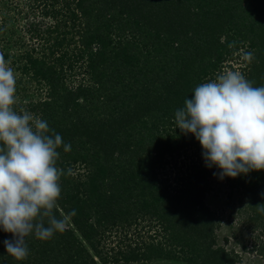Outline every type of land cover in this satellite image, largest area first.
Listing matches in <instances>:
<instances>
[{
    "label": "trees",
    "instance_id": "16d2710c",
    "mask_svg": "<svg viewBox=\"0 0 264 264\" xmlns=\"http://www.w3.org/2000/svg\"><path fill=\"white\" fill-rule=\"evenodd\" d=\"M33 1L53 22L24 27L20 69L31 81L24 88L43 91L25 109L71 144L69 152L58 149L65 174L56 214L76 215L49 240L26 237L21 262L4 251L11 234L0 229V264H242L216 243L218 220L204 202L208 176L219 169L205 166L201 145L177 128L175 111L242 48L254 59L238 70L264 86V0H60L58 8L56 0ZM189 148V168L171 181L162 170ZM78 165L83 171H74ZM222 181L237 191L247 224L264 231L257 207L264 171ZM138 221L158 231L103 249L105 233ZM258 254L264 264V241Z\"/></svg>",
    "mask_w": 264,
    "mask_h": 264
},
{
    "label": "clouds",
    "instance_id": "9594fccd",
    "mask_svg": "<svg viewBox=\"0 0 264 264\" xmlns=\"http://www.w3.org/2000/svg\"><path fill=\"white\" fill-rule=\"evenodd\" d=\"M240 58L251 63L254 54L242 52ZM16 84L0 52V229L11 234L4 251L21 262L29 255L26 237L46 241L63 233L76 211L56 214L65 174L57 167L58 149L69 152L71 144L46 121L15 109ZM253 84L241 71L225 68L197 85L175 111L177 128L195 137L205 166L219 169L213 175L221 180L264 171V86ZM257 207L264 212V204Z\"/></svg>",
    "mask_w": 264,
    "mask_h": 264
},
{
    "label": "rangeland",
    "instance_id": "374dc122",
    "mask_svg": "<svg viewBox=\"0 0 264 264\" xmlns=\"http://www.w3.org/2000/svg\"><path fill=\"white\" fill-rule=\"evenodd\" d=\"M55 7L60 6V0H56ZM33 20L35 22L42 21L45 25L53 22V18L49 14L42 13V4L33 0H0V52L4 54L5 60L10 62V66L14 69L17 77V103L15 109L19 111L25 109L26 103L30 99H37L43 96V91L39 87H26L31 81L23 74L20 67L24 60L20 58L21 54L28 49L27 34L24 32L25 25ZM34 22V23H35ZM69 36H67V39ZM30 41L29 43H31ZM38 42V43H37ZM37 40L35 44H40ZM72 47V46H71ZM70 49V48H68ZM63 49H61L62 51ZM244 51L237 50L228 55L221 64L219 72L225 68L238 70L243 65L241 54ZM41 55V54H38ZM241 61V62H240ZM229 66V67H228ZM218 72V73H219ZM218 73H213L209 79H214ZM75 77L71 80V84L75 82ZM207 80V81H208ZM24 85V86H23ZM26 110V109H25ZM193 149L189 148L185 151L186 157H179L175 166L166 164L162 173H166L171 181H174L177 170L186 172L189 168ZM170 161V160H169ZM76 171H83L80 165ZM177 168V169H176ZM211 172L208 176L210 181V191L205 194L204 202L211 211L214 212L218 220L217 227L214 230L216 243L223 246L226 250L232 249L237 254L238 261L242 264H263L262 257L258 254V247L264 241V231L252 229L251 224H247L244 213V204L238 201V193L235 189H230L225 182L213 175ZM217 173V172H216ZM229 195V196H228ZM148 228V224L144 221H138L130 227L112 228L109 233H105L102 246L107 250L109 246L114 244L115 240L136 239L137 241L145 240L149 234L153 233L152 229H156L153 224ZM156 231V230H155ZM158 231V230H157ZM156 231V232H157ZM146 264H183L181 262H170L165 260H156Z\"/></svg>",
    "mask_w": 264,
    "mask_h": 264
}]
</instances>
